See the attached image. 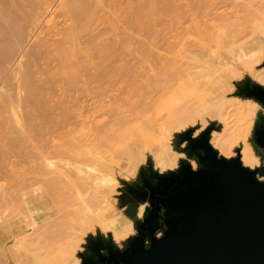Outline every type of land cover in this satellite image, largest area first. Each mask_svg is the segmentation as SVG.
I'll return each mask as SVG.
<instances>
[{
	"label": "bare ground",
	"instance_id": "bare-ground-1",
	"mask_svg": "<svg viewBox=\"0 0 264 264\" xmlns=\"http://www.w3.org/2000/svg\"><path fill=\"white\" fill-rule=\"evenodd\" d=\"M183 1L186 2L183 3ZM199 1H202L201 5H203V8L199 5L201 3ZM204 1L205 0H196L199 4L195 2V4L198 5L196 6L194 4V7L191 0L190 3L187 0H0V181H4V183H0V245L5 239L6 241H12V239H14V226H16V224L19 225L23 223L22 226H19L20 228L22 227V229H29V227L31 229L32 227L34 230H37L35 233H33V229H31L33 232H28L29 235H31L30 232L33 234L32 239H34V241H32V239L29 238V241L31 240L34 243L30 242L26 245L29 251H25L24 254L20 256L18 264L80 263L82 261L81 255L79 254V251L82 250L81 235L68 232L70 227L68 225L72 226L73 223L76 224L79 215L81 216V213H83L82 211H85L87 214L90 208L88 215L83 213L85 216H82L83 218L81 217L83 219L81 223L85 222L92 224L91 222L96 221L95 223H99L107 234L109 232V235L112 236L115 244H119L123 239L127 238L130 234H133L136 217L143 215L145 203L133 200L127 193L124 187L126 185L124 184V180H127V174H132L130 181L137 182L134 181V178L139 175V170L143 166L146 167L150 158L160 172L167 171L180 160H185L189 155L183 147L185 143H180L179 139L180 135L184 134L187 129L198 126V129L195 132H199L206 128L211 122L216 123L214 126L216 128L212 129L213 131L210 134V143L215 148H223L222 150H224L227 140L231 138V135L233 134L244 132L246 139L250 138L251 135L248 136V133L245 130L236 128L233 123L236 105L238 104L247 107V109H254L258 114L262 115H264V108L258 101L252 98H242L236 93L219 99L207 95L206 98L186 100L182 97L184 95L181 97L172 95L167 100V106H164L166 111L162 106L165 112L163 115H159V113H162L161 111H163V109L160 111L158 110L160 105L157 109L159 111L158 115L162 117L159 119V117H156L157 113L155 115L152 112L153 115H155V122H152L153 119L150 117L148 120L147 116L151 114L148 111H152L151 109H153L151 108V105H156L154 102L158 101V98H161L166 87H163L164 89L162 90L164 92L162 91L161 96L159 95L160 92H157L158 94H156V97H153V95L152 98L150 93H153L152 91H154V89H145L146 87L144 86L148 85L152 87L153 85H149V83L159 80L158 77L161 78L164 74L167 72L169 73V71L172 70H177V72L180 71L178 74L183 76L201 77L209 68L207 60L202 58V55L206 51L213 48L216 44L226 45L229 42H233L231 50L226 51L225 53L235 56L238 54L239 50L244 47L245 43L252 42V40H248V42L246 41L236 44L243 37L241 36V26H243L244 23H249L252 19L251 15L256 19L258 18V20L261 19L259 21L264 23V4L262 3L264 1L259 0L257 3V0H249L248 2L245 0L243 3L241 0H232L236 5L230 2L228 6H231V4L234 8L237 6V9L240 8L242 12V9L244 8L245 13H240L241 11L239 12L242 14V17H240L239 13L237 15H232L234 14V11L233 13L228 11L229 8L225 10L231 13L229 16H221L222 13V15H226V12L223 10V12H218L219 9H217V7L219 8L224 4L227 6L226 3L231 0H225L226 2L220 0L222 3L219 2L218 4L215 2L213 5L212 3L209 4L210 0L207 4L205 3L207 1ZM238 3H240V6H238ZM241 3L243 5L242 8ZM255 3L256 5L254 6ZM214 4L223 5L217 6ZM250 4L251 7H249ZM191 6L192 9H195L192 10L190 8ZM208 6L211 8L207 9ZM252 6L257 10L253 9ZM197 7L199 10H203V12H201L202 14L206 12L205 10H208L206 12L207 14L205 13L206 16H204V14L203 18L200 19V15L198 14L201 13L198 11ZM185 8L187 9L185 10ZM232 9L233 8H231V11ZM184 11L186 15L184 14ZM255 11L258 12L255 13ZM188 12H190V14H188ZM247 13H250L247 15L251 17L250 20H247V18H249L246 16ZM180 14H182V17ZM210 14L218 22H215L214 20L211 21V23L210 20H213V18L207 16ZM228 14L229 13H227V15ZM218 15H220V17ZM184 16H187V19L186 17L184 18ZM188 16L192 17V19L190 20V17L188 19ZM217 16L219 19L221 18V23L217 20ZM204 17H209V19H205ZM179 18H181V20L183 19L184 22ZM187 20L188 22L192 21L193 25L194 23L195 25L192 26V22L191 24L189 22L185 25ZM207 21H209L210 24L209 22L207 23ZM176 24L179 25V27H176ZM187 24L192 27H188ZM183 25L188 28H183ZM237 27L240 30L237 29ZM167 28H170V30ZM260 29L259 30L263 32L264 24L262 26L260 25ZM235 33L237 34L235 35ZM253 33H255V29L252 34ZM168 34L172 35H169L170 38L179 39H175L176 42H174L167 37ZM180 34L181 36H179ZM189 36L198 41L196 42L194 39L190 40L187 38ZM261 37L258 41H261L264 36ZM232 38L235 40L233 41ZM261 42L259 44H261ZM188 56L191 57L190 61L185 60ZM145 62L149 63L148 66H150V68L145 66ZM10 64H13L15 67H13L10 75L6 78V72L8 71ZM151 65L154 67L151 68ZM138 68H143L145 71L141 73L143 71L141 70L139 71L140 74L139 72H137V74L136 71L139 70ZM158 68L160 71L155 72ZM133 72L143 78L141 79L142 82L143 80L148 81L143 82L144 84L142 85L140 80V86L137 88L135 87L137 85L134 87L132 85H134L133 83L138 84L139 82H133L131 83L132 85L129 84L136 89H134V91L143 94L144 97L147 96L145 94L151 90L149 93L150 99L148 96L144 98L146 102L142 99L143 97L140 99L138 98L139 100L137 99V102H140L142 99L144 105L142 104V101L140 104L141 107L143 106L142 108L145 107V110L140 109V106L137 107L139 102H135L136 105L134 103L132 104V106L137 107V109H134L135 107L130 109L129 105H126L128 109L125 105L122 107H112L108 103L112 101L113 98H110V101H108V98L110 92H112L111 90H114L115 87L111 86H113L116 81L119 83V81H124L125 78H133L134 76L129 75ZM128 79L126 80L128 81ZM78 82L83 83L82 85L85 87ZM95 82L99 89L101 87L103 89L102 91H98V87H94L99 93H103L105 94V97H107V92L108 103L106 104L108 106L103 105L106 100H104L102 104V98V101L93 100L96 98L95 92H97L94 91V98L91 97L94 104H90L91 106L89 105L90 107L88 106V109H91L90 113L95 114L96 116L93 115L95 117L105 116L108 113L107 115H109V118L100 119L98 122L96 120V122H94L93 119L91 124H94L91 126L87 123V128L88 126L89 128L94 127L93 130L90 129V132L94 131L91 134L96 132L97 136H99V133H102L100 137L103 138L104 136L108 137L111 135V137H113L116 136L115 130L118 129L117 136L120 137L118 139L117 137L115 138L118 141L122 138V132L120 135L119 132L123 130L125 131L127 128L130 129V126L135 125V127H139V131L135 128L134 130L136 131H134L131 128L130 131H125L127 134L133 130L134 134L136 132V135L139 133L142 135L143 132L145 133V131L141 132L142 129H145L144 126L147 125V127H149L151 123H155L154 125H151V127H154V130L156 129V137H153L151 143H149L151 137L150 132L147 133L146 131V140H144L145 135L143 133L142 137L145 144L143 152L139 153L140 150L138 149L140 148H137L135 151H128L126 157L130 156L131 159L126 158V165H128L127 169L124 172L121 171L120 174L113 173L111 177L112 180L110 179L116 184L122 182V190L125 199L121 201V204H123L124 217L115 218L112 216L113 210L105 204L103 200L89 195L91 191H89L90 188L88 189L89 192H86V195H89L87 197L85 196V193L80 192L82 195L77 193V196L79 194L80 199L86 197L84 200L87 202L82 199V203L86 202L87 207H84L85 203L81 204V202L79 203V201L76 200L79 197L74 196L76 199H71V195L74 194L72 191H68L69 194L72 193L70 195L66 193L67 191L64 192L67 188H65V186H69L71 183L70 180L74 181L70 178L71 176H69L68 173L72 175L77 172L79 175L82 173L81 171H84L89 176L93 173H90L91 175L89 174V171L87 173V170L90 169L89 166L91 165V162L88 161V158L85 161L84 157V159H82V156H79L81 155L82 150H80V154H78L79 152L76 153V151L72 153L73 155H76L73 156V160L68 159L69 157L72 159V157L69 156V153L68 155H64L66 152H64L65 147L62 149V145L65 143L63 141L62 144V138L64 135L66 138L67 135L70 136L71 134V140L67 137L68 144H73L69 143V141H72L76 137L72 142H75L73 145H77L76 141L80 132L78 130L81 128L78 126L83 125V120L81 123L79 118L81 116L83 117L84 113L80 110L83 109L84 106H82L83 108L81 107L78 94L81 86V92H84L83 90H85L87 94L88 90L85 88L87 87L90 90V87H92V90L93 86H95ZM104 82H112L113 85L111 83H106V85L109 86L105 87ZM87 83H89L88 86ZM102 83H104V85ZM127 86L128 85H126V87ZM104 87L107 90L109 89V92L107 90L104 91ZM77 88H79V90ZM155 88L157 89L158 87L156 86ZM123 90L125 92V89ZM145 90L146 93L144 92ZM137 92H131V95H136ZM91 93L93 94V92ZM98 94L96 96H99ZM139 94H137V97L140 96ZM228 100L234 102L230 104ZM129 104L131 105V103ZM149 106H151V109H149ZM156 108L155 111L157 112ZM132 109L134 111H141L140 115L142 114L141 116L144 118L139 115V112L135 111V113ZM143 113L146 115L143 116ZM150 120L151 122H149ZM95 124L97 125L96 127ZM127 124L130 125L127 126ZM84 125H86V122ZM120 125H123V130L119 129ZM68 127L70 128L68 129ZM97 127H99L100 130L97 129ZM150 129L153 131V128ZM150 129L147 130L151 131ZM152 131L151 135L155 134L154 132L152 133ZM68 132L69 134H67ZM104 133H107L108 136L103 135ZM73 134L77 136L73 137ZM134 134H131V136ZM148 135L150 136L149 139ZM97 136H95L98 139L97 142L107 146V144H103V141L107 140L106 143H108L110 137L106 140L103 139V141L100 140L101 143ZM124 136L125 138L128 137L125 134ZM67 138L65 139L66 143ZM97 139L94 140L96 141ZM92 140L91 145L93 142L95 143V141L92 142ZM77 143L79 142L77 141ZM108 144L110 147V144H113V142ZM102 145H97L96 147L94 145L91 147L86 145L85 147L90 148L88 149L90 151L94 147L99 149ZM64 146H66V144ZM49 147H53L54 149ZM102 148L99 150L105 151V149ZM46 149L53 150L51 153L49 152V156L45 155L46 153L44 150L46 151ZM98 149H95V151ZM89 151H84L85 154H83L85 157L88 156V154L91 155L92 152L88 153ZM91 151H94V149ZM69 152L73 151L70 150ZM93 153L92 154L95 155L94 159L96 160L97 153ZM240 153L241 161L245 166H260L261 159L256 152L255 146L252 145L249 140L246 147ZM63 155L68 157V160L65 159L66 157ZM101 155L104 159L102 161L99 159L101 162L97 160L99 161L97 162V166H99L98 163H101L99 169H102L101 167L109 166L110 164L108 156L104 154V157L100 152V158ZM79 159H82V162L84 160V163L90 162L88 163V165H90L88 166L87 163H83L84 166H82V162H80ZM92 159L93 158H91V160ZM65 162L68 163L66 164ZM193 163L196 167L197 162L194 160ZM26 164H30V166L27 165L26 167ZM63 165H68V168H64ZM73 165L75 166L73 167ZM77 166H82L83 168H77ZM75 167L77 168V171L74 170ZM84 167H86L87 170ZM92 169H97L96 172L98 171V168L93 167ZM117 169L119 168L117 167ZM82 174L80 176H82ZM93 174L96 176L98 175L95 173ZM63 175L68 176H66L67 178H64ZM65 179L68 180V185L66 184L68 182H66ZM83 180L84 179H82V181ZM64 182L65 184L62 185ZM71 184L73 188L76 187V183ZM77 186L81 185L77 184ZM78 188H75V190ZM83 189L84 188H82V190ZM78 191L79 190H76V192ZM62 193L66 194L64 195L68 197L67 200ZM56 196L59 197L60 200L58 198L56 199ZM15 197L20 198L22 201H19L20 208L17 210H14V205H12L14 204V199H16ZM68 200L71 203L73 201L72 204L75 205L78 201V204L83 206L81 209L79 208L81 205L76 208L68 209L71 205ZM74 200L76 202H74ZM53 206L56 207V209L50 211ZM33 211H40V213L35 216L39 219L38 221L35 220L32 213L26 214L27 212L29 213ZM23 213H25V216ZM29 215L32 216V218H30ZM22 216L25 217H23L24 219L22 218L23 221L20 219ZM44 216H46V218ZM72 219L73 221L76 219V221L73 222ZM70 221H72V223H69ZM31 223H33V225L35 224V227L31 226ZM81 223L80 221L78 222L79 225H82ZM44 225H47V228ZM83 225L85 224L83 223ZM85 226H83V228ZM49 227L55 229L50 230ZM43 229L45 232L47 231L49 233L46 232L45 234H48L51 237L48 235L45 236ZM41 231H43V238L41 237L42 235H40ZM49 238H52V241H50ZM36 240L39 242V246ZM43 241L47 243V245L44 244V251L39 249L40 244ZM0 255H2L1 251Z\"/></svg>",
	"mask_w": 264,
	"mask_h": 264
},
{
	"label": "water",
	"instance_id": "water-1",
	"mask_svg": "<svg viewBox=\"0 0 264 264\" xmlns=\"http://www.w3.org/2000/svg\"><path fill=\"white\" fill-rule=\"evenodd\" d=\"M241 95L264 108V87L246 84ZM211 128L188 140L187 159L165 173L150 167L141 183H127L133 200L148 202L137 234L119 248L112 236L89 240L81 264H264V164L245 166L238 155L226 158L210 143ZM256 152L264 157V115L252 132ZM162 236H158V233Z\"/></svg>",
	"mask_w": 264,
	"mask_h": 264
},
{
	"label": "rangeland",
	"instance_id": "rangeland-1",
	"mask_svg": "<svg viewBox=\"0 0 264 264\" xmlns=\"http://www.w3.org/2000/svg\"><path fill=\"white\" fill-rule=\"evenodd\" d=\"M187 1H189V3H190V0H187ZM192 1V3H193V5L195 4V2H196V0L194 1V0H191ZM198 1V0H197ZM205 1H207V2H205ZM204 2L207 4L208 3V1L209 0H205ZM218 1V2H217ZM221 1H223V0H221ZM220 0H216V1H212V0H210L209 1V4H211L212 3V5H213V3H218L219 4V2H221ZM225 1V0H224ZM228 1V0H227ZM238 1V0H237ZM241 1H243V3H244V1L245 0H241ZM240 1V2H241ZM249 0H247L246 2H248ZM253 1H255V0H253ZM261 1H264V0H261ZM261 1H260V3H261ZM186 1H183V3H185ZM199 2H201L200 4H199ZM199 2H196V3H198L199 5H201L202 4V1H199ZM226 2V1H225ZM230 2H232V0L231 1H229L228 3H226L227 4V6H226V8H225V6L223 5V4H220V5H223V6H220V5H217V4H214V5H217V6H220L219 8L217 7V9H219L218 10V12L219 11H225L226 9H228V11H230V12H232L233 13V11H234V14H232V15H237L240 11H241V9L240 8H238L237 9V6H235L236 8H234V7H232V4L234 3V1L232 2V4H231V6H228L229 4H230ZM251 2V1H250ZM259 2V0H257V3ZM191 3V4H192ZM222 3V2H221ZM224 3V2H223ZM237 3V2H236ZM259 3V4H260ZM263 4H264V2H262ZM262 3H261V5H262ZM198 4H195L196 6L198 5ZM239 4V5H238ZM237 5L238 6H240V3H238ZM195 5H194V7H195ZM234 5H236L235 3H234ZM233 5V6H234ZM247 5V4H246ZM245 5V6H246ZM256 5V3L254 4V6ZM258 5V4H257ZM203 5H201V7H202ZM204 6H205V4H204ZM210 6V5H209ZM209 6L207 7V9H210L209 8ZM242 3H241V8H242ZM244 6V7H245ZM258 6H260V5H258ZM193 7V8H194ZM200 7V6H199ZM206 7V6H205ZM205 7H204V9H205ZM216 7V6H215ZM249 7H251V4H250V6ZM191 9H192V6L190 7ZM190 8H188V9H190ZM198 8V7H197ZM203 8V7H202ZM231 8H233L232 9V11H231ZM252 8L253 9H255L253 6H252ZM187 8H185V10H186ZM195 9V8H194ZM194 9H192V10H194ZM234 9H236V10H238L237 12H235L236 10H234ZM247 9V8H246ZM243 10V12H244V8L242 9ZM255 10H257V9H255ZM196 11V10H195ZM198 11H200V13L201 12H203V10H199V8H198ZM206 12L208 11V10H205ZM204 11V12H205ZM222 11V12H223ZM246 11V10H245ZM194 12V11H193ZM197 12V11H196ZM205 12V13H206ZM226 12V15H222L221 14V16H229V15H231V13L230 12H227V11H225ZM242 11L240 12V13H243ZM248 12V11H247ZM258 12V11H257ZM256 11H255V13H257ZM204 13V14H205ZM220 13V12H219ZM227 13H229L228 15H227ZM239 13V14H240ZM245 13V12H244ZM254 13V14H255ZM184 14H185V11H184ZM188 14H190V12H188ZM187 14V15H188ZM204 14H198V15H200L199 17H200V19L201 18H203V15ZM207 14V13H206ZM206 14L204 15V16H206ZM225 14V13H224ZM248 14H250V13H247L246 14V16L248 15ZM251 14H253V13H251ZM181 15V17H182V14H180ZM186 15V14H185ZM202 15V16H201ZM191 16V15H190ZM190 16H188V19H189V17ZM193 16V15H192ZM207 16H211V14L210 15H207ZM219 17H220V15H218ZM217 16V17H218ZM239 16V15H238ZM244 16V15H243ZM252 16V19H251V17H249V16H247V17H249V18H247V20L249 19H251L250 21H249V23L247 22V23H244V25L243 26H241V31H242V33H241V36H243L242 38H241V40H239L236 44H240V42H248V40H252V42L251 43H245L244 44V47H242V49L241 50H239V52H238V54L237 55H235V56H231V55H229L228 53H225L226 51H229V50H231V48H232V44H233V42H229L228 44H226V45H223V44H216L215 46H213V48H211L210 50H208V51H206L203 55H202V58L203 59H206L207 60V64H208V69L206 70V72L201 76V77H195V76H191V77H188V76H183V75H181V74H178L179 72H177V70H172V71H169V73L167 74H164L162 77H164V78H160V77H158L159 78V80H156L155 82H153V83H155V84H153V83H149V85H153L152 87L151 86H148V85H146V86H144V87H146L145 89H154V91H152L153 93H150L151 92V90H149V92H147V94H145V95H147L148 96V98H149V96L151 95V97L153 96V97H156V94H158L159 92V95L161 96V93H162V89H164L163 87L165 86L166 87V89H164L165 90V92L163 93V95L161 96V98H158V96H157V100L158 101H155L154 102V104H156V105H151V106H149V109H151V108H153V109H151L152 111H148V109H147V111L149 112V113H151L149 116H147L148 117V120L151 118V119H153V121L152 122H155L154 121V119H155V115H156V113H157V115H156V117L158 118L159 117V119L162 117H160L159 115L161 114V115H163L165 112H164V109H165V111H166V108L164 107L165 105L167 106V100L172 96V95H175V96H177V97H181L182 95H184V96H182V97H184V99H198V98H206V96L208 95V96H212V97H215V98H217V99H219V98H223V97H227V96H229L230 94H234V93H236L238 96H240V97H242V98H249V97H246V96H243V95H241L240 94V92H239V87H242V86H244L245 84H246V81H249L251 84H258V85H261V86H263L264 87V37H263V39H261V41H258L259 39H260V37L261 36H264V29H263V32H261L260 30V25L262 26L264 23H261L259 20H261V19H259L258 20V18L256 19V18H254V16L253 15H251ZM186 17V19H187V16H184V18ZM209 17H204L205 19H209ZM212 17V16H211ZM219 17H218V19L217 20H219V23H221L222 21L219 19ZM240 17H242V14H240ZM213 18V17H212ZM225 18V17H224ZM245 18V17H244ZM180 20H181V18H179ZM185 19V20H186ZM192 19V17H190V20ZM243 19V18H242ZM198 20V19H197ZM204 20V19H203ZM215 19L213 18V20H210V22L211 21H214ZM243 20V21H244ZM181 21H183L184 22V20L182 19ZM221 21V22H220ZM190 22V21H189ZM188 22V20L185 22V25H186V23H189ZM192 22V21H191ZM191 22H190V24H191ZM195 22V21H194ZM209 21H207V23H208ZM210 22H209V24H210ZM215 22H218V21H216L215 20ZM212 23V22H211ZM261 23V24H260ZM194 25H195V23H194ZM193 25V22H192V26H194ZM179 27V25H177L176 24V27ZM187 26L189 27V26H191V25H188L187 24ZM191 26V27H192ZM183 28L184 27H186V26H182ZM181 27V28H182ZM188 27H186V28H188ZM240 27V26H239ZM167 29H169L170 30V28H167ZM237 29H239L238 27H237ZM236 29V30H237ZM239 29V30H240ZM254 29H255V33H253L252 34V32L254 31ZM260 29V30H259ZM228 33V32H227ZM238 33H239V31H238ZM232 34H234V33H232ZM231 34V35H232ZM237 33H235V35H236ZM169 35H171V34H168V36L167 37H169ZM227 35V34H226ZM172 36V35H171ZM179 36H181V34L179 35ZM222 36V35H221ZM228 37V36H227ZM187 38H189L190 40H193L194 38L193 37H191V36H189V37H187ZM262 38V37H261ZM169 39H171V40H173L174 42H176L175 41V39H173V38H170L169 37ZM177 39H179V38H177ZM176 39V40H177ZM232 40L234 41L235 39L234 38H232ZM194 41H198V40H196V39H194ZM172 42V41H171ZM173 42V43H174ZM261 42V44H259ZM200 43H202V42H200ZM260 46H259V45ZM164 51V50H163ZM162 53H165V52H162ZM184 54H186V53H184ZM169 55H171V54H169ZM171 57V56H170ZM173 58V57H172ZM190 59H191V57H187L185 60L186 61H190ZM147 62H145V66H148V64L149 63H147ZM151 64V63H150ZM13 64H10L9 66V69H8V71L6 72V78H8V76L10 75V73H11V71H12V69H13V67H15L14 65L12 66ZM152 66V65H151ZM140 67H141V65H140ZM149 68H150V66H148ZM154 66H152L151 68H153ZM144 68V67H143ZM143 68L141 69V68H138L139 70L138 71H136V73L137 72H139V71H141V70H143ZM145 71V69L141 72V73H143ZM147 71H148V69H147ZM157 71H160V69L158 68V70H155V72H157ZM135 72V71H134ZM133 72V73H134ZM152 72V71H151ZM133 73H131V74H129L130 76H134L133 78L132 77H130V76H128V77H130L129 79L128 78H125V80L124 81H119V83H118V81H116L115 83H114V85L112 84V82H109V83H107V84H112L113 86H111V87H115L114 88V90L112 89L111 91L112 92H110V96H109V100L108 101H110L111 99L110 98H113L112 99V101H110L109 103H108V101H107V97H108V95H107V92H106V96L107 97H105V94H103V93H99L98 91H102L103 89H102V87L99 89V87L96 85V82H95V86H93V91L91 90V88L92 87H90V90L86 87L85 89H87L88 91H87V94H86V91L85 90H83L84 92H81L82 91V86L83 87H85L84 85H82L83 83H81V82H78V83H81V88H80V92H79V94H78V98L80 97V105H81V107L82 106H84V108L83 109H80V110H82V112H84L83 113V117H82V119H81V117L79 118L80 119V121H81V123H82V120H83V127L82 126H78V127H81L78 131H80L79 132V134H78V139H77V141L80 143H77V141H76V144L78 145V147H80V148H78L77 147V145H73V144H75V142H72V141H74L75 139H76V137L75 136H77V135H72L73 137H75V139H73L72 141H69V143H73V144H68V138L67 137H69V139L71 140V134H70V136H66V138H67V143L65 142L66 140V138H65V135H64V137L63 138H65V139H63L62 138V144H63V141H64V143L66 144V146L69 148H67L66 146H64L65 144H63L62 146V149H64V147H65V150H64V152H66L64 155H68V153H69V156H71L72 157V159L69 157H66V156H64V157H66L65 159H69V160H73V156H76V155H73L72 153H74V151H76V153L77 152H79L78 154H80V150H82L81 152V155H79V156H82V159H84L85 158V161H86V159L88 158V161H90L91 162V165L89 166L88 165V163H90V162H85L84 163V160H83V162H82V159L80 160V162H82V166H84L83 165V163L84 164H86L87 163V165L90 167V169L89 170H87L86 169V167H84L86 170H87V173H88V171H89V174L90 173H95V174H98L97 176L96 175H94L93 173H92V175L91 176H89L88 174H86V172H84V171H81L80 169V171L82 172V173H84V174H82V176H80L81 174H77V168L80 166V163H79V166H77V168L75 169L74 168V170H76V171H72V172H76V174H69L68 172V175L69 176H71L70 178H72V180H74V181H77V182H74V181H71L70 180V182L71 183H73V184H75L76 185V187L75 188H81V189H76V190H79L78 192H76V190H75V188H73V186H71L72 184L70 183L69 184V182H68V180L67 179H65L66 180V182H68V183H66L67 185L69 184V186H71V187H69V186H65V188H66V190L64 191V192H66L68 195H70V194H72V193H74V194H72L71 195V199L72 198H74V199H76L74 196H77V193H79L80 195H82V193H85V196L87 197V196H94V197H96V198H99L100 200H103L104 202H105V204H107L112 210H113V214H112V216H114L115 218H117V217H124V210H123V204H121V201L123 200V199H125L124 197V192H123V190H122V182H120L119 184H116L115 182H112L111 180V177H112V175H113V173H116V174H120V172L121 171H125L126 169H127V167H128V165H126V158H128V159H131L130 158V156H127L126 157V153H128V151L130 152V151H135L137 148H140V149H138V150H140L139 151V153L140 152H143V147H144V140H146L147 138V133L148 132H150V136L148 135V139H149V137H150V139H149V143H151V139L153 138V137H156L155 135H156V133H155V130H154V127H151V125H154L155 123H151V125L149 126L150 128H153V131H152V129H150L149 127H147V125L146 126H144L145 127V129L143 130L142 128V131L141 132H143V131H145V133H146V131H147V133L145 134L144 132V140H143V133H142V135H141V133H139L138 135H136V132H135V134H134V132H133V130H134V128L135 129H138V131H139V127H135V125L134 126H130V129L132 128L133 130L131 131V132H129L128 134H127V132H128V130L130 131V129L129 128H127V130H125V131H127V132H125L124 130H123V125L121 126L120 125V127H119V129L120 130H123V131H120L119 132V135L121 134V132H122V135H121V137L123 138H120L118 141H120V142H118L117 141V139L120 137V136H117L118 134H117V132L119 131L118 129H116L115 130V132H113V133H115L116 134V136H113V137H111L112 135V132H111V136H108L107 135V133L105 134H103V135H106V136H108V137H105L104 136V138L103 137H100L101 135H102V133L100 134L99 133V136H97V134H96V132L94 133V134H91V133H93L94 131H91L90 132V129H92L93 130V128H89V126H91L92 124H94V123H92L91 124V122H92V120L94 119V122H98V121H100V119H104V118H109L108 116L109 115H105V116H101V117H99V116H97V117H95L96 115L95 114H91L90 112V110L88 109L91 105L90 104H94V102H93V100H101L102 101V99H103V101H102V104H103V102H104V100H106V102L103 104V105H107L106 103H108L109 105H111L112 107H122V106H124L125 105V107H126V105L128 106H130V109L131 108H133V107H135V106H132V104L134 103L135 105H136V103H138L137 102V99L139 98H142L143 97V94H139L137 91H134V89L135 88H133L135 85H137V86H135L136 88L137 87H139L140 86V82L142 83V85L144 84L143 82H148V81H144L143 80V82H142V80L141 79H143L141 76L139 77L136 73H134L135 75H136V78H135V75L133 74ZM184 73H186V72H184ZM183 73V74H184ZM139 74H140V72H139ZM160 76V75H159ZM138 77V78H137ZM5 78V79H6ZM135 78V79H134ZM157 78V79H158ZM126 79H128V81L126 80ZM131 80V81H130ZM141 80V81H140ZM140 81V82H139ZM129 82V83H128ZM133 82H139L138 84H135V83H133ZM60 83V82H59ZM58 83V84H59ZM105 83V82H104ZM104 83H102L103 85H104ZM106 83H105V87H108L109 85H106ZM131 83H133L134 85H132ZM88 84L89 83H87V86H88ZM92 84V83H91ZM94 84V83H93ZM101 84V85H102ZM132 85L133 87H131L130 85ZM78 85V84H77ZM99 85V84H98ZM126 85H128L127 87H126ZM155 85V86H154ZM91 86V85H90ZM100 86V85H99ZM149 88H148V87ZM158 87L157 89L155 88V87ZM94 87H98V91L96 90V88H94ZM104 87V91H106L107 89ZM121 87V88H120ZM122 87H123V89H125V92H124V90L122 89ZM154 87V88H153ZM78 90H79V88H77ZM130 89V90H129ZM158 89H159V91H158ZM123 90V91H122ZM128 92H127V91ZM136 90V89H135ZM144 90V89H143ZM93 92V94L91 93V92ZM94 91H97V92H95L96 93V95L98 94L99 96H96L95 95V97L96 98H94L93 97V95H94ZM103 91V92H104ZM108 92H109V89L107 90ZM148 91V90H147ZM131 92L133 93V92H137V94H139L140 96H138L137 97V94L133 97L132 95H131ZM140 92V91H139ZM145 93H146V90L144 91ZM158 92V93H157ZM105 93V92H104ZM142 93V92H141ZM149 93H150V95H149ZM86 94V95H85ZM88 94H90V95H88ZM92 94V95H91ZM100 94H102V95H100ZM85 95V96H84ZM131 95V96H130ZM81 96H82V98H81ZM112 96V97H111ZM147 96H144L142 99L144 100V98L145 97H147ZM89 97V98H88ZM91 97H93L94 99L92 100L91 99ZM104 97V98H103ZM135 98V99H133V98ZM152 97V98H153ZM98 98V99H97ZM102 98V99H101ZM130 98H132V99H130ZM82 99V100H81ZM88 99H90V100H88ZM129 99H130V102H129ZM138 99V100H139ZM142 99L140 100V102L137 104V107L138 106H140L141 107V101H142ZM150 99V98H149ZM156 99V98H155ZM135 100V101H134ZM147 100V99H146ZM92 103H91V102ZM126 101H127V104H126ZM134 101V102H133ZM145 101V100H144ZM229 101V103L231 104L232 102H234V101H232V100H228ZM90 102V103H89ZM136 102V103H135ZM146 102V101H145ZM96 103V102H95ZM98 103V102H97ZM129 103H131V105L129 104ZM158 103V104H157ZM84 104V105H83ZM99 104V103H98ZM97 104V105H98ZM100 104H101V102H100ZM142 104H143V101H142ZM85 105H86V108H85ZM90 105V106H89ZM144 105V104H143ZM159 105H160V108H159ZM89 106V107H88ZM108 106V105H107ZM162 106L164 107V109L162 108ZM80 107V108H81ZM137 107H135L134 109H137ZM143 107V106H142ZM140 108V109H144L145 110V107L144 108ZM151 107V108H150ZM157 107V108H156ZM127 108V107H126ZM147 108V107H146ZM155 108H156V110L158 109L159 111L160 110H162L163 109V111H161L162 113H159V115H158V110H157V112L155 111ZM86 109V110H85ZM128 109V108H127ZM89 111V112H88ZM132 111H134L133 109H132ZM136 112H139V111H137V110H135ZM134 111V112H135ZM147 111H146V113H147ZM88 112V113H87ZM135 112V113H136ZM141 112V111H140ZM140 112H139V115H140ZM155 114V115H153V113ZM144 113H145V111H144ZM143 113V116H145L146 114H144ZM82 114V113H81ZM88 114H90V115H88ZM138 114V113H137ZM88 115V116H87ZM93 115H95V116H93ZM142 115V114H141ZM140 115V116H141ZM260 115H262V114H258L257 113V111L256 110H254V109H247V107H244V106H241V105H236V111H235V115L233 116V118H234V124H235V127L236 128H238V129H241V130H245L247 133H248V136H250V138H248V139H246V136L244 135V132H241L240 134L238 133V134H233V135H231V138H229L228 140H227V144H226V146L224 147V150H222V149H220V148H215L214 146V148L215 149H217L218 150V152L222 155V156H225L226 158H232V157H236L237 155H238V153H237V149L238 148H240V152H242L243 151V149L246 147V144L248 143V140L250 141V143L253 145V143H252V132H253V129H254V126H255V124H256V121L259 119V117H260ZM154 116V117H153ZM90 117V118H89ZM99 117V118H98ZM142 117V116H141ZM147 117H145V118H147ZM150 117V118H149ZM86 118V119H85ZM111 118V117H110ZM142 118H144V117H142ZM99 119V120H98ZM84 120H85V122H86V125H84L85 124V122H84ZM87 120V121H86ZM96 120V121H95ZM108 120V119H107ZM111 120V119H110ZM143 120V119H142ZM145 120V119H144ZM147 120V119H146ZM90 121V122H89ZM109 121V120H108ZM149 122H151V120L149 121ZM80 123V124H81ZM87 123L89 124V126H88V128H87ZM97 124V123H96ZM95 124V127L97 126ZM214 124V125H213ZM215 124L216 123H214V122H211L208 126H206V128H204L203 130H201V131H199V132H195V131H197V129H198V126H195V127H192V128H189V129H187L185 132H191V136H192V138H196V137H198L204 130H206V129H208V128H211V132L213 131L212 129H215L216 127H214L215 126ZM130 124H127V126H129ZM132 125V124H131ZM116 127V126H115ZM115 127H114V129H115ZM70 127H68V129H69ZM117 128V127H116ZM122 128V129H121ZM125 128V127H124ZM67 129V130H68ZM89 129V130H88ZM97 129H99V127H97ZM96 129V130H97ZM140 129V130H141ZM147 129H150L151 131H152V133L154 132L155 134H152L151 135V131H148ZM67 130H66V132H67ZM100 130V129H99ZM134 131H136V130H134ZM138 131H137V133H138ZM70 132V131H69ZM69 132L67 133V134H69ZM99 132V131H98ZM101 132V131H100ZM109 132V131H108ZM123 132H125V133H123ZM110 133V132H109ZM108 133V134H109ZM96 134V135H95ZM124 134L126 135V136H128V137H126L125 138V136H124ZM131 134H134V135H132L131 136ZM95 136H97V137H99V141L100 140H102L103 141V139L104 140H106L107 138H109V140H108V143H110V142H113V144H110L111 146L109 147L108 145V143H106V141H103L104 143L103 144H107V146H104V145H102V144H99L97 141H98V139L95 137ZM131 136V137H130ZM72 137V138H73ZM95 137V138H94ZM117 137V139H115ZM100 138H102V139H100ZM93 139V140H92ZM94 139H97L96 141L94 140ZM182 141H181V140ZM180 139H179V141H180V143L182 142V144H184L183 145V147L185 148V150L186 151H188V146H189V141L188 140H183L184 138H182L181 136H180ZM91 140H92V142L93 141H95V143L93 144L92 143V145H94L95 147L97 146V145H102V146H100V148H102V149H105V151H103L102 149V151H100L98 148H92V149H94V151H89L88 149H90V148H86L85 146L86 145H91ZM115 140H116V142H115ZM101 142V141H100ZM118 142V143H117ZM102 143V142H101ZM91 145V146H92ZM113 145V146H112ZM187 145V146H186ZM90 146V147H91ZM114 146H115V148H114ZM118 146H120V147H118ZM128 146V147H127ZM75 149H74V148ZM88 147V146H87ZM112 147V148H111ZM47 148V147H46ZM49 148H53V147H49ZM84 148H86V149H84ZM54 149V148H53ZM84 149V150H83ZM95 149H98L103 155L105 154L106 156H108V159H110L109 160V166H106V167H101L102 169H99V167L101 166L99 163H98V165L99 166H97V162H99L100 160L102 161L104 158L102 157V155H101V158L99 157V154H100V152L98 151V150H96L95 151ZM129 149V150H128ZM48 150H50V151H48ZM46 149V151L44 150V152L46 153H44L45 155H48L49 154V152L51 153L52 151H51V149ZM70 150H72L73 152H69ZM89 151L88 153H90V152H96L97 153V158H96V160L94 159L95 158V155H93V154H95V153H91V155L90 154H88V156H86L85 157V153H84V151L85 152H87V151ZM124 152H123V151ZM63 151V150H62ZM99 152V154H98V152ZM84 153V154H83ZM136 153V152H135ZM134 153V154H135ZM138 153V152H137ZM77 154V155H78ZM83 154V155H82ZM241 154V153H240ZM258 154V153H257ZM53 155H54V153H53ZM52 155V156H53ZM87 155V154H86ZM105 155H104V157H105ZM49 156V155H48ZM51 156V155H50ZM94 156V157H93ZM258 156L260 157V159H261V162H260V166L261 165H263L264 164V157L263 156H261V155H259L258 154ZM84 157V158H83ZM90 157V158H89ZM79 158H81V157H79ZM91 158H93L92 160H91ZM65 159H64V161H65ZM67 159V160H68ZM90 159V160H89ZM100 159V160H99ZM135 159V158H134ZM188 161H190L191 162V164H192V166L194 167V168H197L198 167V162H197V160H196V158H191V157H187L186 158ZM240 159H241V157H240ZM66 160V161H67ZM97 160H99V161H97ZM196 161L197 162V164H196V167L194 166V163H193V161ZM94 161V162H93ZM100 161V162H101ZM182 160H180V161H178L177 162V164H175L172 168H170V169H168L167 171H169V170H175V169H177V168H179V166H180V162H181ZM69 162V161H68ZM67 162V163H68ZM118 162H119V164H118ZM129 162V161H128ZM66 163V162H65ZM65 163H64V165H65ZM66 163V164H67ZM70 163V162H69ZM93 163V164H92ZM27 165L28 164H26L25 166L27 167ZM63 165V167L65 168H68V165H66V166H64ZM71 165V164H70ZM86 165V166H87ZM28 166H30V164L28 165ZM75 165H73V167H74ZM79 167V168H83V167ZM94 168H98V171L96 172V170H93L92 168L93 167ZM103 166V165H102ZM248 167H250V168H255V167H257V166H249V165H247ZM117 167L119 168V169H117ZM150 167H152L154 170H157V171H159L160 172V170L157 168V167H155V165L153 164V162H152V159L150 158L149 159V161H148V163H147V165H146V167L145 166H143L140 170H139V175L137 176V177H135L134 178V181H137V182H139V183H141V181H142V179L140 178V174H141V172H143L144 171V173L146 174V175H150L151 174V171H150ZM63 169V168H62ZM71 169H73V168H71ZM70 169V170H71ZM93 171H92V170ZM109 169H110V171H109ZM121 169V170H120ZM20 170H21V168H20ZM69 170V169H68ZM68 170H65V171H68ZM91 170V171H90ZM95 171V172H94ZM166 170L164 171V172H162V173H165V172H167ZM69 172H71V171H69ZM78 173H79V171H78ZM64 174V173H63ZM66 174V173H65ZM68 175H63V177L65 178L66 176H68ZM87 175V176H86ZM76 176V177H75ZM80 176V177H79ZM84 176H85V178H84ZM95 176V177H94ZM131 176H132V174H130V173H128L127 174V180H124V184H126L127 185V183H129V184H133L134 182L133 181H130V179H131ZM74 177V178H73ZM90 178V179H87V178ZM67 178V177H66ZM69 178V177H68ZM93 178H95V179H93ZM75 179H77V180H75ZM82 179H84L83 181H82ZM91 179H93V180H91ZM111 179V180H110ZM80 180V181H79ZM108 180H110V181H108ZM86 182V183H85ZM0 183H4V181H0ZM84 183V184H83ZM63 184H65V182L64 183H62V185ZM77 184L78 185H81V186H77ZM123 184V185H124ZM74 185V186H75ZM85 187H84V186ZM124 186L125 187V189L127 188V186ZM88 188H87V187ZM123 187V188H124ZM82 188H84L83 190H86V191H83L82 190ZM90 188V189H89ZM64 189V188H63ZM72 189V190H71ZM75 191H74V190ZM88 189H89V191H90V193H89V195H86V192L88 191ZM122 190V192L120 193V191ZM63 191V190H62ZM68 191L69 192H71L72 191V193H68ZM74 191V192H73ZM88 191V192H89ZM80 192H82V193H80ZM63 194V196H64V198L66 197L65 195V193H62ZM65 194V195H64ZM79 194H78V196L77 197H79L78 199H76V200H78L79 201V203L81 202V204H84L85 203V205H84V207H87L86 206V200H84L85 198L84 197H82V199L84 200V201H86V202H84V203H82L83 202V200L82 199H80V196H79ZM125 195H128V194H125ZM63 196H61V197H63ZM83 196H84V194H83ZM16 198V197H15ZM59 199V197H57L56 196V199ZM67 198L68 197H66L65 199L67 200ZM63 199V198H62ZM17 200V201H16ZM60 200V199H59ZM70 200V199H69ZM68 200V202L69 203H71L70 201ZM19 201H21L20 200V198H16V199H14V204H12V205H14V210H17L18 208H20L19 206H20V202ZM72 201V200H71ZM78 201H77V204L75 205V204H72L73 203V201H72V203H71V205L68 207V209H72V208H76L77 206L79 207L81 204H78ZM22 202V201H21ZM74 202H76L75 200H74ZM68 203V204H69ZM145 203V210H146V207L149 205V203L146 201V202H144ZM16 204V205H15ZM83 205H81L79 208L81 209V207H82ZM56 209V207H52L51 209H50V211H54ZM89 209V208H88ZM91 209V208H90ZM90 209L88 210L89 212H90ZM83 210H85V209H83ZM145 210H144V213H143V215L142 216H140V217H136V219H138V218H143V216L145 215ZM40 211H42V210H40ZM40 211L39 212H35V211H33V212H27L26 214H31L32 213V216L35 218V220H39L38 218H36L35 216H37L38 215V213H40ZM85 215H88V213L86 214V212L85 211H82ZM83 213H81V216L79 215V218L77 219V221H76V219H74V221H76L77 223L76 224H72V226L71 225H68V226H70L69 227V229H68V232H70V233H72V234H76V235H81L80 237H81V246H82V250H80L79 251V254L81 255L82 253H87V252H89L88 251V245L90 244L89 243V240L92 238V237H98L99 235L100 236H102L104 239H108L109 237H108V235H109V232H108V234H107V232H105V230H103V228L101 227V225L98 223H95V222H91L92 224H88V223H85V222H82L81 223V221H83V217L85 216ZM25 213H23V215H24ZM83 214V215H82ZM17 216V215H16ZM21 216V215H20ZM25 216V215H24ZM24 216H22L20 219H22ZM27 216V215H26ZM32 216H30L29 215V217L30 218H32ZM83 216V217H82ZM28 217V216H27ZM45 218H46V216H44ZM82 217V218H81ZM86 217H88V216H86ZM25 218V217H24ZM23 218V219H24ZM75 218V217H74ZM23 219H22V221H23ZM27 220V219H26ZM29 220V219H28ZM30 221V220H29ZM72 221H73V219H72ZM72 221H70L69 223H72ZM73 221V222H74ZM80 221V223L83 225V223L86 225H83V226H85L84 228H83V226L82 225H79L78 224V222ZM27 222V221H26ZM98 222V221H97ZM40 223V222H39ZM68 223V224H69ZM32 224V225H31ZM30 225L31 226H34L35 227V224L33 225V223H31ZM44 224H45V222H44ZM23 225V223H21V224H19V225H17L16 224V226H14V239H12V241H10V240H7L6 241V239H5V241L4 242H2L1 243V247H0V251H1V253L2 254H4L5 256H6V261L9 263V264H18V259L20 258V256L22 255V254H24V252L25 251H29L28 249H27V247H26V245L27 244H29L30 242H32V241H34V239H32V237H33V234L30 232V234L31 235H29L28 234V232L29 231H32L31 229H33L32 227H31V229H30V227H29V229H22V227L20 228L19 226H22ZM88 225V226H87ZM90 225V226H89ZM93 227H92V226ZM45 226V225H44ZM68 226H67V228H68ZM41 227V226H40ZM46 228H47V225L45 226ZM37 228V227H36ZM42 228V227H41ZM44 228V227H43ZM45 228V229H46ZM50 228V227H49ZM83 228V229H82ZM89 228V229H88ZM134 233L133 234H130L127 238H125V239H123L119 244H116L119 248H123L124 247V245H125V241L128 239V238H130V237H132V236H134L135 234H137V229H136V226L134 225ZM40 229V228H39ZM38 229V230H39ZM55 228H50V230H54ZM87 229V230H86ZM28 230V231H27ZM83 230H84V232H83ZM34 231V232H33ZM33 233H35V231H37V230H34L33 229ZM43 231H44V229H43ZM43 231H41V233H40V235H42V233H43ZM47 232V231H46ZM45 231H44V234L46 233ZM37 233V232H36ZM48 233V232H47ZM82 233V234H81ZM49 234V233H48ZM48 234H45V236L46 235H48ZM52 235V234H51ZM105 235V236H104ZM35 236V235H34ZM49 237H51L50 235H48ZM47 236V237H48ZM53 236V235H52ZM37 237V236H36ZM42 238H43V235L41 236ZM29 238H31L32 239V241L30 240L29 241ZM39 238V237H38ZM42 238H41V240H42ZM28 239V240H27ZM50 239V241H52L51 239L52 238H49ZM44 240V239H43ZM27 241V242H26ZM29 241V242H28ZM37 241V240H36ZM40 241V240H39ZM45 241V240H44ZM42 242L41 244H40V247H39V249L40 250H42V251H44L45 249H44V244H46L47 245V243H45V242ZM46 241H47V239H46ZM48 242H49V240H48ZM32 243H34V242H32ZM37 243H38V246H39V242L37 241ZM36 243V244H37ZM48 245H50V244H48ZM47 247V246H46ZM45 247V248H46ZM44 249V250H43ZM47 250V249H46ZM48 250H49V247H48ZM78 264H81V262L80 263H78Z\"/></svg>",
	"mask_w": 264,
	"mask_h": 264
},
{
	"label": "crops",
	"instance_id": "crops-1",
	"mask_svg": "<svg viewBox=\"0 0 264 264\" xmlns=\"http://www.w3.org/2000/svg\"><path fill=\"white\" fill-rule=\"evenodd\" d=\"M5 258L6 256L4 254L0 255V264H9Z\"/></svg>",
	"mask_w": 264,
	"mask_h": 264
},
{
	"label": "flooded vegetation",
	"instance_id": "flooded-vegetation-1",
	"mask_svg": "<svg viewBox=\"0 0 264 264\" xmlns=\"http://www.w3.org/2000/svg\"><path fill=\"white\" fill-rule=\"evenodd\" d=\"M259 180L263 181L264 180V177L263 178H259ZM158 236H162V233H158Z\"/></svg>",
	"mask_w": 264,
	"mask_h": 264
}]
</instances>
